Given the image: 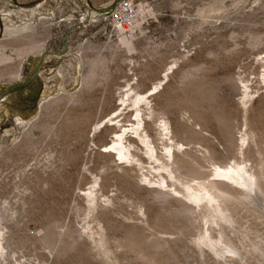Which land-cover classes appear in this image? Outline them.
Instances as JSON below:
<instances>
[{"label":"rangeland","instance_id":"1","mask_svg":"<svg viewBox=\"0 0 264 264\" xmlns=\"http://www.w3.org/2000/svg\"><path fill=\"white\" fill-rule=\"evenodd\" d=\"M14 1L24 6H18ZM33 1L0 0V29H3V25L7 27L4 32L2 31V35L14 33V37L18 38L17 42H9L7 36L2 40L3 43H6V48L2 49L3 53L10 58V63L7 65L9 68L8 73L0 79V149L2 147L8 152L16 148L24 134L35 123L41 121L47 125L45 129L47 133L40 128L31 129L30 137L33 143L23 148L24 151H16L18 154L14 152V155L7 158L9 161L5 159L7 160L6 163L0 158V162H2L0 163V209L4 211V219L0 222V264H152L142 260L134 251L121 246L120 241L124 233L131 228L140 233L139 236L142 241L148 245H153L154 242L164 243L166 246L167 243L169 244L166 249L158 254L161 263L264 264V195L254 190L250 194L252 198H247L249 199L247 200L244 196L246 194L244 193L245 188L236 186L225 177L215 176L214 178L211 175L214 163H211V166L210 161H207L209 162L207 163L205 160H201L203 162L201 164L206 165L203 168L205 173L208 174L210 170L206 179L212 176L208 179L214 178L224 181L226 184L231 185L230 187L234 188L236 192L238 191L239 198L242 199L240 203L232 202L233 205H231L232 203L228 204L231 211L227 214L231 216V220L229 224L221 223L218 227L209 223L204 216L205 209L202 210L201 205H199L201 208L194 205L196 203L191 200L185 201L190 205L188 207L193 208V213L191 212L193 216L182 212L183 208L180 204L182 202L179 200V198H182L180 195L174 197V191H172L178 188L177 182L166 180L168 187H164L165 192L168 190L171 193L172 191L171 198H168L170 196L166 198V196L158 195L156 192L153 193V190L158 189V185H148L146 182L139 181L138 178H141L143 174L150 177L154 182H157L159 178L154 177L157 176L156 173L153 174L154 171L152 170L155 165L152 161L149 162L150 160L146 159L143 152L144 148L137 139H135L134 152H137L143 158V169L136 168L132 172L130 171L131 174L130 172L125 174L117 166L120 165L123 168L130 169L131 164L119 160L118 162L109 161L111 172L109 170L107 175H112L109 180L113 179L109 182L108 176L105 177L108 180L106 182L108 185L104 187L105 193L96 184L92 183L94 181L98 184L101 182L100 178H96L98 177V171L94 169L96 168V155L101 151L98 137L105 126L113 124L116 131H119V127H121L126 137L132 136L131 125L133 122L131 121L134 120L135 113L132 107L133 102L130 100V94H127V91L139 79V76L135 75L139 74L142 65L147 63L153 64V67L159 65L162 70L160 69L159 79L154 81V84L158 85V89L153 91L154 84L150 83L144 89L145 92L150 89L145 96L160 91L169 81L165 79V76L170 75L172 72H179L173 83L178 90L183 88V90H180L182 92L185 90L184 88L190 85L189 83L203 78L205 81L201 83L204 84L206 92L212 94L211 98L213 97L216 107H221L223 110L220 111L224 113L223 120L220 122L210 119L209 133L204 131L205 134L202 133L203 135L200 136L204 145L218 153L222 159V166L226 168L237 164L241 169L247 168V172L251 175H254L258 170L264 171V143H254L243 137L246 136V131H255L259 128V121L261 120L257 118L262 110L261 108L264 107V104H262L264 101V83L262 81L264 75V38H262L264 37V0H117V2H114L115 4H110L113 0H41L40 2L45 1V3L40 8V13H30L28 9L33 8L35 5L29 4ZM212 2L220 4L222 11L219 10L210 15L205 22L202 20V14L204 15L208 11ZM123 4L131 6L130 12L132 14L140 8L139 10H144V15L131 34L127 33L121 37L117 33L118 27L114 23V17L118 13L116 8ZM110 5L112 6L107 11L95 12L103 16L93 15L94 9L109 7ZM2 17H8V20L3 21ZM28 35L33 36L34 39L36 38V42L39 41L40 45L42 44L43 47L39 54L36 53L37 51L33 55L25 54L24 56L22 54V56L19 54L18 45L21 43V38ZM255 36L260 38L256 41L257 44L252 40ZM121 40L125 43V47L120 45ZM251 41L254 43H251ZM115 47L120 48V50H116L117 54L114 52ZM84 51H88L87 54ZM147 53L151 55V58ZM81 54L88 56L90 59L99 55L106 61L104 65L98 66L101 75L108 70L105 76L106 81L101 76L99 77L100 80L98 78V82L96 81L93 88L87 92L88 95L85 94L91 97L88 98L84 95L88 101H91H87L82 108H87L85 111L95 117H98L99 113H103V117H101L102 115L99 116L98 119H102L99 121L98 127L93 125L89 130V133L92 131L88 135L89 138H97L93 140L92 144L74 145L73 148L72 146L69 148L74 150L81 147L83 152L81 154L82 159L77 161L79 164L75 163L64 168L67 171L66 174L61 167L63 163H61L58 156V151L61 149V138L58 131L64 119L63 116L73 106L71 103L69 107L61 103L56 110L53 109L54 111H51L48 106L53 100L61 96L75 95L80 92L84 71L83 63L80 62ZM15 72L19 74V78L17 77L16 80L13 76ZM109 73L111 74L110 77ZM188 73H191V75H188ZM108 80L112 83L111 85L108 84ZM107 84L113 85L110 87L112 90ZM105 87L106 91L104 90ZM92 90L94 92H91ZM177 91L175 95L178 98L179 95H182V92ZM91 93L93 94L91 95ZM245 94L248 95L246 99L249 103L248 106H251L248 116L255 120L249 125L245 123V114L240 106ZM109 96L108 102L107 97ZM101 100H103V103ZM106 100L107 102H105ZM105 103H109L108 106H110H106ZM100 106H103V109ZM177 107L175 106V108ZM75 108L80 110L77 105H74L73 109L75 110ZM173 108L171 111H173ZM175 108L171 112V114L173 113L172 116L169 115L171 116L169 119L172 125H182L187 131L193 130L195 126L196 129L198 127V131L202 129L199 125H192V120L188 119V109L185 106ZM140 111L143 115L148 113L144 106L141 107ZM131 114L133 118L130 117ZM118 116L119 118L116 120ZM120 116L123 117L120 118ZM125 118L126 121L129 119L131 123L129 121V123H126ZM111 119H114L113 123L109 122ZM144 119L149 123V130L152 129L150 134L155 136L160 121L155 120L158 122L156 123L154 119L147 116ZM120 122L122 123L120 124ZM92 128L93 130H91ZM200 131L203 132V130ZM107 137H105V143L109 142L107 144L109 145L110 139L114 138V134H109ZM231 137L237 140L238 147L242 149L237 147L234 148V153L230 151L233 149L230 145ZM166 140L167 138L163 141H154L156 145H153L157 153L163 154L165 152L164 142L167 145H172L171 141ZM184 146L179 145L175 149L179 152L190 148L204 151L203 147L199 145H194V147H191L193 145ZM28 147L32 149L30 148V150ZM35 147L36 153H32V151H35ZM26 148L29 150V152L27 151L28 155L25 152ZM240 150L245 152H240ZM231 153L234 155H230ZM241 153L244 155H241ZM24 154H26L25 157ZM32 154L38 156V159ZM87 157L91 158V161ZM87 161L89 164H86L85 167ZM148 164H152L149 165L152 166L151 169ZM112 167L114 168L112 169ZM147 167L150 169V171L148 170L150 173H146L147 169L145 168ZM22 169L24 174L28 175V179H24ZM112 170L115 172H112ZM53 171L58 172V175L61 174L60 176L66 181V183L60 184L59 188L57 187L59 195L57 192L55 197L50 196L51 193L53 195V192H51L53 187H49V185H46L47 187L42 185L41 187L44 186V188L39 189L40 192L37 189L39 184L30 188V185H32L30 181L33 183L37 174H42V178H47L49 174L54 173ZM152 174L153 176H150ZM249 174H242V184L249 183L251 179ZM117 175H120L121 178ZM137 175L139 177L134 178ZM82 176L85 178L84 185L82 184ZM132 177L135 180L130 181L131 186L137 185L136 182H139L137 188L131 187L133 190L131 188L129 190L125 185ZM119 178L122 180L119 181ZM195 181L192 183L198 182ZM21 182L24 184H20ZM173 182L177 188L173 185ZM28 183L30 185L27 190ZM122 183H125L123 188ZM169 183H172V187ZM66 184L71 185L68 187L70 190L66 187ZM114 184H119V186ZM80 185L81 187H79ZM109 185L114 187H109ZM25 188L26 192H24ZM88 190L94 191L92 204H89L86 198L90 196ZM164 190L162 188V191ZM42 191L46 194L44 199L39 198ZM134 192H138L139 196ZM32 193L34 197L31 198ZM101 193L107 194L103 196ZM172 195L175 199H172ZM68 197L69 199L72 198L71 201ZM80 197L82 200L84 198L85 201L83 202L85 204ZM136 197H138V200H136ZM53 199L57 200L55 204L52 203ZM139 199L147 200V202L144 201V204ZM23 200H25V205ZM76 200L83 205L77 207ZM108 200H110V203ZM72 201H75V205ZM182 201L184 200L182 199ZM85 206L87 207L85 208ZM197 206L198 208H196ZM100 209L102 210L99 211ZM50 210H54V220L46 221L45 215ZM83 210L86 213L82 212ZM160 212L162 215H160ZM162 212L167 214L164 215ZM158 213L161 219L164 218L163 220H168V218L172 221L177 220L173 221L174 224H177L178 228L185 227V229L183 231L170 229V232L164 230L167 233H162L164 232L163 229L157 231L154 228V223ZM168 214L173 215V217L170 218ZM174 217L177 219H174ZM43 225L52 226L54 241L57 242L56 238L60 240L58 246L76 240L78 245L73 249L77 250L76 253L70 250L69 253L66 252L63 255L59 253V249H52L47 246L39 237V231ZM221 225L224 228L223 231ZM220 231L228 238L237 251L236 253L224 247L223 240L220 238ZM205 234L208 235L218 250L205 245L201 241V236ZM102 238L105 239V248L99 245ZM105 250L107 253H105Z\"/></svg>","mask_w":264,"mask_h":264},{"label":"bare ground","instance_id":"2","mask_svg":"<svg viewBox=\"0 0 264 264\" xmlns=\"http://www.w3.org/2000/svg\"><path fill=\"white\" fill-rule=\"evenodd\" d=\"M40 1L41 0H34L32 2V4H34L35 6L33 8H29L28 9L30 11V13H34V12L40 13L39 10H40L41 7H43L42 5L45 3V1H43V2H40ZM39 2H40V4H38ZM115 2H117V1H115ZM112 3H114V0L110 4H112ZM17 5L19 6L20 4L17 3ZM107 8L108 7H101V8H98V9H94L92 7V9H94L93 15H99V14H97L95 12L96 11H98V12L107 11ZM122 8L125 9L126 12H128V10H130L131 6L126 5V6H122L121 9ZM139 9H137L136 12H134L132 10L134 12V14H133V16L131 18V20H132L131 27L130 28H126V27L122 28L121 25H120L121 29H118V32H117L118 35H121V37H123L127 33L131 34V32L134 30V28L138 26V22L140 21V18H142V16L144 15V12H143L144 10L142 11V10H139ZM219 10H221L220 4L213 3L212 2V4H211L210 8L208 9V11L206 13H204V15L202 14V20L205 21L207 18H209L210 15L218 12ZM99 16H103V15H99ZM7 18L2 17V20L3 21H6V20H8ZM6 29H7L6 25H3V29L2 30L0 29V36L2 37L0 39V79H2L8 73L9 68L7 67V65L10 63V58L3 53V50L2 49L6 48L5 47V44L6 43H3L2 40L6 36H7L6 38H8V40H9V42H17V40H18V38H15L14 37L15 36L14 33H9V35H2V31L4 32ZM125 31H127V32L124 33ZM8 36H10V37H8ZM262 38H264V37H262ZM250 40H251V38H250ZM252 40H254V42H256V41L260 40V38L257 37V36H255V38L252 39ZM20 42H21L20 44L18 43L19 44L18 45V47H19L18 52H19L20 55L23 54L24 56H25V54L26 55H29V54L33 55V53L36 52V51H37L36 53L39 54V51H41V49L43 47L42 44L40 45L39 44V41L36 42V38L34 39V37L31 36V35L22 37ZM254 42L251 41V43H254ZM251 43H249V44H251ZM256 44H257V42H256ZM120 45H123L125 47V43L122 40L120 41ZM115 48L116 49H115L114 52H116V54H117V51L116 50L117 49L120 50V48H118V47H115ZM126 48H128V47L126 46ZM129 50H132V49H129ZM132 51H134V50H132ZM87 52L88 51H86L85 53L87 54ZM131 52H129V53H131ZM156 53H157V51H156ZM82 54L80 56V60H81L80 62L83 63L84 71H83V74H82L81 90H80V92H78L75 95L61 96V97L53 100L51 102V104L48 106V107H50L51 111L53 109L56 110V108H58L61 103H64V104L68 105L67 107H69V104L70 103L73 106L72 109H69V111L67 113H65L66 115L63 116L64 119L62 120L61 125H60V129L58 131L60 133L59 134L60 135L59 137L61 138L60 139L61 149L58 151V156L60 158L59 160L61 161V163H63V166L61 165V167L63 169L65 167H68V166L70 167V165H73V164L77 163V161H79L80 159H82L81 154H82L83 151H82L81 147H78L77 149H74V150H70L69 148L71 146L73 148L74 145L77 146V145L88 144V143H91L92 144L93 143V140H95L97 138H95V139H93V137L92 138H89L88 135L90 133H92V131H90V133H89V130H90L91 126H93V125L95 127H98V125L100 124L99 121L102 119L101 117H103V113L102 114L99 113L102 116L100 117L101 119H98L99 116H100L99 114H98L99 115L98 117L92 116L91 113H87L85 111V109H87V108H84V109H82V108L86 105V103L88 101L86 99V97H88V98L91 97L90 95L89 96H86L85 94L87 92H89L93 88V86L96 84V81L98 80V78L100 76L105 79V76H106V73H107L108 70L106 71V73L104 72L105 74L101 75V73H99V71H98V69H99L98 66L99 65L100 66L104 65V62H106V61H105V59L102 56H99V55L95 56L93 59H90L88 56H85V55H82ZM147 54L149 55V53H147ZM150 56L151 55H149V57ZM122 60H124V59H122ZM142 66L143 67H142L141 71L140 72L138 71L139 74L135 75V76H139V79H137L138 77L135 78V79H137L136 82L132 86H130L129 87V90L127 91V94H130V100H132V102H133L132 107L134 108V113H135V118H134L133 121H131V122H133V124L131 125V127H132V136L133 137L132 136L126 137L125 136V132L121 130L122 129L121 127H119V131H116V128H115V126L113 124L110 125V126H105L104 130L102 131V133H101V135L99 137H98V135H99V133H98L97 137H98V142L100 143L99 148L101 149V151H99L97 153V155H96V168L94 170H97L98 171V174H97L98 177H96V178H100L101 179L100 180L101 182L99 184L96 181H94L92 183L94 185L96 184L99 187V189H101V191L104 192V187L106 185H108V184H106V182H108L109 177L112 176V175L111 176H108L107 175V172L109 170L111 172V167H110L111 166V163L109 165L108 164L109 161L118 162V160H119V161H124L125 163L131 164L132 167L130 169L129 168H123L120 165L117 166V168H119V170L121 169L122 170L121 172H123L125 174H127L130 171L132 172V170H135L136 168L143 169L142 168V165H143V162H144L143 161V158L141 157V155H138L137 152L136 153L134 152V146H136V145H134V144H136L135 143V139H137L140 142V144L143 146V148H144V151L143 152H144V155L146 156V159L147 160H150L149 162L152 161L154 163L153 165H155V167H153L152 170L154 171L153 174L156 173L157 176H154V177L156 179L159 178V180L157 182H154V180H152L150 177H148L147 175L143 174L142 176L140 175L141 178H138L139 181L146 182L148 185H151V184L158 185V189H156V190H153L152 189L153 190V193L156 192V194L166 196V198H167V196H170L171 195L172 191H174L176 193L175 194L173 192V194L175 196L172 195V197L173 196L174 197H177L176 195H180L181 198L184 200V201H182V199L179 198L180 196L178 197L179 200H180V202H182L180 204H182L181 206L183 208V211H182L183 213H189V214H191V212L193 213V210H192L193 208L192 207H188L190 205H188L186 203V201H185V200H191L194 203H196L194 205H198V206L201 205L203 208H201V206H199V207L202 210L205 209L204 216L208 220L209 223H211V224H213V225H215L217 227L221 223H226V224L228 223L229 224V222L231 220V216L229 214H227V213L230 212L231 210L229 209V205L228 204L229 203H232V202H238V203H240V200H242V199L239 198L240 194L237 193L238 191L236 192L234 190V188L232 189V187H230L231 185L226 184L224 181H220V180L214 179L215 176L225 177V178L229 179L236 186H242L243 188H245L244 189L245 190L244 193H246V194L244 196L247 199V198H252V197H250V194L254 190L255 191H258V192H260L261 194L264 195V171L258 170L254 175L253 174L251 175V173L249 174L247 172L248 171L247 168L245 169V167H244V169H241V168H239L240 166L239 167L237 166V164L235 166L230 167V168H226L225 166H222V164H221V160L222 159H221V157H219L218 153L215 150H213V149H211V148H209V147H207V146L204 145L203 140L201 139L200 136L203 135L202 133H204V131H205V133L206 132L209 133V129L211 127L210 126L211 125L210 124L211 123L210 122L211 121L210 119H213L214 121L220 122V121L223 120L224 113L222 111H220V110H223L221 107H216V105H215V103L213 101L214 99H212L213 97L211 98V95L212 94H209L208 92H206V89L204 88V84H203L205 80L203 78H202L203 81H202V79H196L197 81L194 80L195 82L192 81L191 83H189L190 85L188 84L189 86L186 87V88H184L185 90L182 92L180 90H183V88L180 89V90H178V88L173 83V81L175 79V76L179 72L178 71L172 72L170 75L167 74L165 76V79H168L169 81H168V83H166L161 88L160 91H157L155 93H152L149 96H145V94L148 91H150V89H149L147 92H145L144 91L145 87H147V85H149L150 83H153L154 84V81H157V79H159L158 76H159V73H160V69H161L160 67L161 66L156 65L155 67H153V64H148V63L147 64H143ZM157 66H159V68H157ZM134 70H133V72H134ZM166 70H165V72H167ZM17 74H18V72L17 73L15 72L14 75H13L15 77V80L19 76V74L18 75ZM189 74L191 75V73H188V75ZM110 75L111 74L109 73V77H110ZM177 77H178V75H177ZM100 79L101 78H99V80ZM160 80H161V78H160ZM198 80L199 81L201 80V81L199 82ZM104 81H106V79ZM110 81L108 82V84L110 83V85H111L112 83ZM236 81H238V80H236ZM262 81L264 83V75H263ZM160 82H162V81H160ZM201 82H203V83H201ZM110 85H108L109 88L113 86V85L112 86H110ZM108 86H107V88H108ZM110 89L112 90V88H110ZM157 89H158V85H155L154 84L153 85V91H156ZM93 90L91 92H94ZM104 90L106 91V87H105ZM105 91H104V93H106ZM107 91H108V89H107ZM176 91L179 92V93L182 92V95H179L178 94L179 95L178 98L175 95V92ZM92 94L93 93H91V95ZM87 95H88V93H87ZM108 95H110V94H108ZM111 97H112V94H111ZM107 98H108V102H109L110 96L107 97ZM107 98H105V99H107ZM247 98H248V95L245 94L244 97H243V99L241 100L240 106H241V108H242V110H243V112L245 114V116H244L245 117V119H244L245 120V123L247 125H249L252 122H254L255 120H253L252 118H250L248 116V114H249L248 112H250L251 106L250 105L248 106L249 103H247V101H246ZM105 99H103V100H105ZM103 100H101L102 103H103ZM90 101L91 100H89L88 102H90ZM105 102H107V100ZM263 102H262V104H264ZM94 103H93V105H94ZM88 104H90V103H88ZM91 104H92V102H91ZM105 104H107L106 106H108L109 103H105ZM204 104H207V105L204 106ZM74 105L75 106L77 105V108H80V110H76V108L74 110L73 109L74 108ZM142 106L146 107V110L148 112L147 114H144V115L141 114L140 109H141ZM175 106H178V107L179 106L180 107L181 106H185L188 109V116H189L188 119L192 120L191 121L192 122V125L193 126H195V124L197 126L199 125V127H202V129H199V131H198V127L196 129V126H195L194 128L196 130L193 128V130L190 129V131H187L182 125H172L171 124L172 122H170L169 117L172 116L173 113L171 114V112L174 111ZM102 107H101V109H103ZM172 108H173V111H171ZM177 108H175V109H177ZM66 109H68V108H66ZM261 109H260L261 111L258 110V111H260L259 112L260 114L258 115V118L257 119H259V120H261L263 122H261V121L258 120L259 121V128H257L256 130L254 129L255 131H252V130H248V132L246 131V133H245L246 136H243V137H245V139L247 138L249 141H253L254 143H261L262 144V143H264V107L261 108ZM105 110H106V107H105V109L103 111L105 112ZM252 113H253V111H252ZM169 115H171V116H169ZM145 116L151 117L152 119H154V122H156L158 120L160 121V125L158 126V128L156 130V135L155 136H152V134H150L152 132V129L150 128V130H149V123L145 121V119H144ZM122 117L120 116V118H122ZM130 117L133 118L132 114H131ZM117 118H119V116L116 117V120H117ZM114 119H111L109 122H112L113 123V120ZM123 120H121V121L124 123ZM128 121H129V119L126 121V118H125V122L126 123H129L130 121L129 122ZM122 122H120V124ZM154 122H152V123H154ZM158 122H156V123H158ZM117 124H119V123H117ZM32 128H40L41 130H44V132L47 133V131H45V129L47 128V125H46L45 122H41L40 121L38 123H35L34 125H32L31 129ZM31 129L24 134L23 138L21 139V141L19 142V144L17 145V147L15 146L16 148H14L13 150L6 152L5 151L6 149H4V148L1 147V149H0V158H1V160H4V162L7 161L8 160L7 158H10L12 155L15 154L14 152L20 151V150L24 151L23 148L27 147V145L30 146V144L33 143L32 140H31V137H30V131H32ZM123 129H125V128H123ZM53 130H55V129H53ZM91 130H93V128ZM95 130H96V128L94 129V131ZM200 130H203V132H201ZM31 134H32V132H31ZM109 134H114V138H111L110 139L111 140L110 141V144L107 145L109 142H107V144L105 143V137L108 138L107 135L109 136ZM93 136L96 137L95 135H93ZM32 137H33V135H32ZM165 138H167L166 141H171L172 142V145H167L164 142L163 143V147L165 148V152H163V154H159V153H157L156 148L154 146V145H156L154 143V141L155 142H156V140L163 141ZM244 142H246V141H244ZM103 144H105V145L103 146ZM237 144H238L237 143V140H235L234 138L231 137L230 145L233 147V149L230 150V151L235 150L234 148H237L239 146ZM179 145L182 146V147L184 145H186V146L193 145L191 147H194V145H196V146L199 145V146H202L203 147V150L204 151H201L199 149L197 150L195 148H190L189 149V147H190L189 146L188 147L189 150H185L184 149L183 151H180L179 152L178 150L175 149V148H177V146L179 147ZM30 148L31 147H28V149H30ZM135 148H137V147H135ZM238 148L242 149L241 147H238ZM257 148H258V146H257ZM27 151L29 152V150H27V148H26V151L25 152L27 153ZM241 151H244V150H240V152ZM33 152L36 153V147H35V151H32V153ZM238 152H239V150H238ZM233 153H234V151H233ZM199 154L202 155V156H200ZM242 154L243 153H241V155ZM25 155L26 154H24V157H25ZM27 155H28V153H27ZM32 155H34V157L36 156L35 154H32ZM230 155H234V154L231 153ZM236 156H237V152H236ZM24 157H23V159H24ZM36 157L38 159V156H36ZM87 158H89V157H87ZM5 159H7V160H5ZM18 159H20V158H18ZM27 159H28V157H27ZM93 159H94V157H93ZM88 160L91 161V158H89ZM201 160H205L206 162L207 161H210V165H211V163L212 164L214 163L213 164L214 167H212L213 170L211 169L212 170L211 172L213 173V174L211 173V175L214 176V178H213L214 180L213 179H211V180L208 179V178H211L212 177L210 175H209L210 177H207V179H206V176H208V174L210 173V170L208 171V174L205 173V171H204L203 168L206 165L203 166V164H201V163H203V162H201ZM0 163H2V162H0ZM58 163H59V161H58ZM207 163H209V162H207ZM20 164L22 165V163H20ZM77 164H79V162ZM86 164H89V162L88 163L85 162V167H86ZM149 165H152V164H148V166ZM25 167L26 166L24 165V168ZM149 167L151 169L152 166H149ZM21 168H22V166H21ZM21 168H20V170H21ZM113 168L114 167H112V169ZM117 168L115 167V169H117ZM145 169H147V172L146 173H150V172H148V170L150 171V169L148 167L145 168ZM41 170H43V169H41ZM68 170H70V169H68ZM90 170H92V169H90ZM56 171H57V169H56ZM56 171H53L54 173L53 174L52 173L49 174L48 177L46 176L47 178H44V177L42 178L41 177V175H42L41 173H40L41 175H38L37 174L35 176L36 179L33 181V183H32V181H30V183L32 185H30L29 183H28V186L26 185L27 186V190H28L29 185H30V188H32V186H35L36 187L39 184V187L37 186V189L40 192L39 189L42 190L44 188V186H43V188L41 187L42 185H45V186L46 185H49V187L50 186L53 187V188H51V192H53V195L51 193L50 196L55 197V195H57L56 193L58 192L57 191V187L59 188L60 184L66 183V181L63 180V177L60 176L61 174L58 175L57 174L58 172H56ZM63 171L65 173L67 172V171H65V169ZM22 172L24 174V170L23 169H22ZM59 172H60V170H59ZM112 172H115V171L112 170ZM131 172H130V174H131ZM61 173H62V170H61ZM245 173L249 174V176H250L251 179H250L249 183L242 184L243 183L242 174H245ZM116 174H118V173L116 172ZM153 174L150 175V176H153ZM24 175H23V177H25L24 179H26L28 175L27 176L26 175L24 176ZM106 176H108V178ZM117 176H120V175H117ZM82 177H83L82 184L84 185L85 184L84 183V179L85 178H84V176H82ZM137 177H139V176L138 175L136 177L134 176V178H137ZM154 177H152V178H154ZM120 178H121V176H120ZM120 178L118 179L119 181L122 180V179L120 180ZM123 178H124V176H123ZM125 178H126V176H125ZM30 179H31V177L29 178V180ZM111 179H113V178H111ZM132 179H133V177L131 178V180L128 181V184H126V185H125V183H122L121 184L122 188H123L124 185L129 190H130L131 187L137 188L139 181L136 182L137 185L134 182L135 185H132L131 186ZM167 179L168 180H171V181H174V182H177L178 183L177 185L180 186V187L178 186L179 189L177 188L176 185H174V182H173V185L176 186L177 189L172 190L171 193L168 192V190H167V192H165L164 187L165 188L168 187V183L166 181ZM110 180H109V182H111ZM133 180H135V179H133ZM195 180L198 181V182H196ZM25 181H27V180H25ZM25 181H24V183H25ZM35 181H37V182H35ZM67 181H68V179H67ZM194 181L196 182L195 184H193ZM244 181H245V179H244ZM80 182H79V184H80ZM129 182H130V184H129ZM24 183L21 182L20 184H24ZM67 183H69V182H67ZM114 183H115V179H114ZM68 185L66 184V187L67 188L71 186V185L70 186H68ZM81 185L79 187H81ZM114 185H117V184H114ZM170 185L172 187V183ZM117 186H119V184ZM174 186H173V188H174ZM66 187H64V188H66ZM79 187H77V188H79ZM109 187H114V186L113 185L112 186L109 185ZM62 188H60V189H62ZM162 188H163L164 191H162ZM53 189H54V191H52ZM118 189H119V187H118ZM15 190H17V189H15ZM25 190H26V188L24 189V192L27 191V190L26 191ZM105 190L107 191V189H105ZM38 191H36V192H38ZM43 191L40 193L41 194L40 197L35 192L36 195H37V197H39L41 199H44V197H45L46 194L43 193ZM63 191H64V189H63ZM65 191H67V190H65ZM74 191H75V189H74ZM124 191H125V189H124ZM31 192H33V191H31ZM39 192H38V194H39ZM88 192L90 193V196H88L86 198L88 200V203L89 204H92V202L94 201V198H93L94 191L88 190ZM134 193H132V194H134ZM137 193H135V194L139 196V194H137ZM106 194H102V195L104 196ZM31 195H32L31 198L34 197L33 196V193ZM36 195H35V198H36ZM58 195H59V192H58ZM63 195H64V193H63ZM69 195H70V193H69ZM163 196H161V197H163ZM69 197H68V199H69ZM174 197L172 199H175ZM137 198L138 197H136V200H138ZM168 198H171V196L168 197ZM178 198H176V200H178ZM242 198H244V197H242ZM28 199H27V201H28ZM56 199H53V202L52 203L55 204L57 202ZM70 199H72V198H70ZM76 199H77V197H76ZM80 199H81V197H80ZM80 199H79V201H80ZM143 199H139V200H141V202H144V201L147 202V200H143ZM110 200H108V202ZM243 200H245V199H243ZM247 200H249V199H247ZM23 201H24V205H25V200H23ZM83 201H85L84 198H83L82 202ZM74 202L72 201V203L74 205H75V203H76V205L78 204L77 207H79L82 204V203L79 204L78 201L75 202V203ZM145 202H144V204H145ZM104 203H106V202H104ZM99 204H101V203H99ZM231 205H233V203ZM105 206H106V204H105ZM198 206L196 208H198ZM86 207L87 206H85V208ZM85 208H82V209H85ZM103 208H105V207L103 206ZM102 209H100L99 211H101ZM53 211L54 210H50L45 215L46 221H52V220H54V215L55 214H53ZM140 211H142V210L140 209ZM194 211H195V207H194ZM82 212H85V211L83 210ZM102 212H100V213H102ZM162 213H164V215L167 214V213L165 214V212H162ZM189 214H188V216H189ZM157 215H159V213ZM157 215H156V221L154 223V226H155L154 228L157 229V231L158 230L160 231L161 229H163V231L164 230H167V231L169 230V232H170V229L171 230L172 229L173 230L176 229L177 231H183L185 229V227L178 228L177 227V224L176 225L174 224L173 221H177V220H173L172 221L171 219L169 220V218H168V220L167 219L166 220H163L164 219L163 217H162L163 219L160 218L161 217L160 215H162L161 212H160V215L158 217H157ZM168 216H170V214H168ZM171 216L173 217V215H171ZM171 216H170V218H171ZM188 216H186V217H188ZM191 216H193V215L191 214ZM175 218L176 217H174V219ZM3 219H4V211H2V209H0V222ZM101 219H102V217H101ZM189 222H190V219H189ZM151 223H153V222H151ZM107 225H108V223H107ZM221 228H222V231H223L224 230L223 226ZM131 229H128L124 233V236H123L122 240L120 241L121 246H123L125 248H128V249L134 251L137 256H139L142 260H144L146 262H151L152 264H165V263H161L159 261L160 258L158 259V257H159L158 254L161 251H163V249H166L169 244L167 243V246H166L164 243L154 242L153 245H148L146 242L142 241L141 237L139 236L140 233H138L136 230H133V228H131ZM187 229H189V228L187 227ZM222 231H220L219 233H220V238L223 240L222 243L224 244V247L227 248L228 250H230L231 252L236 253L237 251L232 246V244L229 242L228 238L225 237V234ZM161 232H159V233H161ZM162 233H167V232L164 231ZM39 234H40L39 237L41 238V240L47 246H49L52 249H59L58 250L59 253L60 254H63V255H64V253H66L68 251L70 252V250H73L75 248V246L78 245V244H76L77 241L74 240V241H71V242L64 243L61 246H58V243H59L60 240H58V238H56L57 239V242L54 241V235H53V232H52V226L49 227V226L43 225L42 228H40ZM179 234L181 235V233H179ZM78 237H80V236H78ZM201 241L205 245H209V246H211V248H213L215 250H218V248L216 247V245L211 242V240L209 239V237H208L207 234L201 236ZM99 245L102 248H105V239L104 238H102L99 241ZM55 251H54V253H55ZM73 251H75V250H73ZM76 251H75V253H76ZM105 253H107L106 250H105ZM60 254H59V256H61ZM77 254L79 255V252Z\"/></svg>","mask_w":264,"mask_h":264},{"label":"built area","instance_id":"3","mask_svg":"<svg viewBox=\"0 0 264 264\" xmlns=\"http://www.w3.org/2000/svg\"><path fill=\"white\" fill-rule=\"evenodd\" d=\"M122 6H126V4L119 5V7L116 8L118 13H117V16L114 17V23H116V26L118 27V29H121V27L122 28H124V27L130 28L131 27V23H132L131 18L133 16V14L130 12L131 8H130V10H128V12H126L125 9H123V8L121 9L120 8ZM120 25H121V27H120ZM125 32H127V31H125Z\"/></svg>","mask_w":264,"mask_h":264},{"label":"water","instance_id":"4","mask_svg":"<svg viewBox=\"0 0 264 264\" xmlns=\"http://www.w3.org/2000/svg\"><path fill=\"white\" fill-rule=\"evenodd\" d=\"M115 1H117V0H114V2ZM14 3H16V1H14ZM17 4V3H16ZM32 4V2L29 4V5H31ZM19 6H24V5H19ZM112 5H110L107 9H109L110 7H111Z\"/></svg>","mask_w":264,"mask_h":264}]
</instances>
